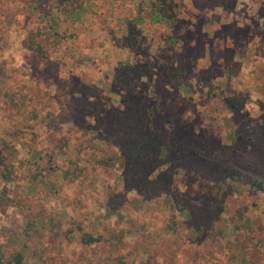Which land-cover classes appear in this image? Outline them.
I'll return each mask as SVG.
<instances>
[{
    "label": "rangeland",
    "instance_id": "1",
    "mask_svg": "<svg viewBox=\"0 0 264 264\" xmlns=\"http://www.w3.org/2000/svg\"><path fill=\"white\" fill-rule=\"evenodd\" d=\"M191 1L196 16L170 11L179 22L164 29L132 20V2L81 0L82 22L56 36L51 10L0 0L4 264L16 252L25 264H264V192L251 191L264 182V0H243L253 35L227 23L220 46L204 32L214 7ZM79 3L45 1L55 14Z\"/></svg>",
    "mask_w": 264,
    "mask_h": 264
},
{
    "label": "crops",
    "instance_id": "2",
    "mask_svg": "<svg viewBox=\"0 0 264 264\" xmlns=\"http://www.w3.org/2000/svg\"><path fill=\"white\" fill-rule=\"evenodd\" d=\"M46 0H29L30 2V14H45L46 12H44V8L47 10H51L52 12V16L51 18L55 19L53 21V23L51 24L52 26H54L53 28L50 29V32H54L55 28L58 30L59 26H64L65 24H80V18H77V14L81 15V11H77L76 8H79L80 4L82 3L81 0H79V4L77 7H72L73 4H68V6H63L62 8H68L69 10L67 11H57V14L54 13V11L58 8V10H60L61 8H59V6H52V9L49 5L45 4ZM103 1H107L111 6V8L115 9L117 8V10H120L121 8V4L120 2H122V0L115 2V1H110L109 0H103ZM129 2H132L133 5V9H129L128 11H126L125 14L127 15H133V19L134 21H136L138 24H144L146 23V21H148L151 24L154 25H158L160 27H164V29L168 28L169 25L171 24H176L179 21L175 22L174 20H171L169 15L172 12L175 13H183V16L181 19H187L189 18L188 16H196V14L192 13L191 14V5H192V1L191 0H168L169 2H171V8H169L170 10L167 11H163L162 8H164L163 6H161L160 0H126ZM204 1H210V3L212 4L213 10L210 13V18H209V24L204 26V32L206 34L207 38H210L212 36H214L211 39H216V45L220 46L221 42H223L224 37L221 36L219 33H221V30L225 28V26L227 25V23H234L236 24V31H242L244 29H248L253 35L252 29L253 27H250V23L254 22L257 19H260L259 16L257 15V13H253L250 12V9H248V11L244 12L243 11V6L247 5L246 3H244L243 0H236L235 5L233 7V11H231L230 13L225 10L226 7V2L227 0H204ZM118 4V5H117ZM123 4H125V2H123ZM61 6V5H60ZM114 6V7H113ZM141 8V11H138V9ZM165 9V8H164ZM142 10H145V12H142ZM171 11V13H170ZM54 13V14H53ZM207 12H205L204 14H206ZM122 15V14H121ZM246 15V16H245ZM64 16V18L62 19V17ZM232 16V21H227V19H230ZM234 16V18H233ZM123 19H118L119 25H120V21H122ZM231 20V19H230ZM124 23V21L122 22ZM59 25V26H57ZM69 26V25H68ZM211 27V30H208L207 28ZM58 27V28H57ZM76 27V25L73 26V28ZM256 28H261L262 27V23L261 21H259V23H257V26H255ZM208 32H211L212 35H208ZM59 33V32H58ZM255 35V33H254ZM227 46H230V43H227Z\"/></svg>",
    "mask_w": 264,
    "mask_h": 264
},
{
    "label": "trees",
    "instance_id": "3",
    "mask_svg": "<svg viewBox=\"0 0 264 264\" xmlns=\"http://www.w3.org/2000/svg\"><path fill=\"white\" fill-rule=\"evenodd\" d=\"M59 26V25H57ZM54 26H52L50 24V28H53ZM58 28V27H57ZM54 35L58 36V30L55 28V31L53 32ZM133 67V66H131ZM130 66H126V68L123 69V72L125 70H127L128 68H131ZM139 72V73H138ZM137 74H141L140 69L137 70V72L134 73V75H132V79H134L135 77H137ZM131 75H128V77H130ZM144 76V75H142ZM122 82V79L120 80ZM228 102V101H227ZM230 108L232 109H238V107H236V105H232ZM3 173V172H2ZM5 176V180H9L10 176L8 174L3 173ZM251 191L252 192H264V182L263 181H258V180H253V182L251 183ZM190 214V212H189ZM102 241V237H94L92 235H83L81 238V242L84 245H92L98 242ZM3 257V256H2ZM0 264H4L2 262V260L0 259ZM5 264H25V256L22 252H16L11 259L7 260V262ZM114 264H126V262L123 259L120 258H116L115 259V263Z\"/></svg>",
    "mask_w": 264,
    "mask_h": 264
}]
</instances>
